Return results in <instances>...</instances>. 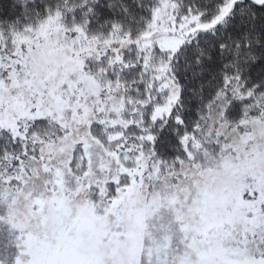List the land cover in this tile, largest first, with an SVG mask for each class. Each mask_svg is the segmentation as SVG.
Masks as SVG:
<instances>
[{
    "label": "snow or ice",
    "instance_id": "1",
    "mask_svg": "<svg viewBox=\"0 0 264 264\" xmlns=\"http://www.w3.org/2000/svg\"><path fill=\"white\" fill-rule=\"evenodd\" d=\"M0 264H264V0H0Z\"/></svg>",
    "mask_w": 264,
    "mask_h": 264
}]
</instances>
